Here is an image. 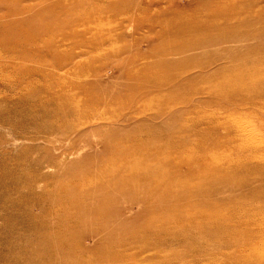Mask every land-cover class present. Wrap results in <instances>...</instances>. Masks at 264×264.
<instances>
[{
  "label": "rangeland",
  "instance_id": "rangeland-1",
  "mask_svg": "<svg viewBox=\"0 0 264 264\" xmlns=\"http://www.w3.org/2000/svg\"><path fill=\"white\" fill-rule=\"evenodd\" d=\"M252 1L0 0V264H264Z\"/></svg>",
  "mask_w": 264,
  "mask_h": 264
},
{
  "label": "bare ground",
  "instance_id": "bare-ground-1",
  "mask_svg": "<svg viewBox=\"0 0 264 264\" xmlns=\"http://www.w3.org/2000/svg\"><path fill=\"white\" fill-rule=\"evenodd\" d=\"M68 1H70V0H63V2H68ZM78 1V0H77ZM250 1V4L249 3H243V4H241V6H242V8H243V10H240V9H237L236 11H235V15H234V18H236V21H237V23H238V25H239V27H241L242 26V22H240L239 21V18L240 17H242V18H245L246 16L245 15H247V16H249V12L251 11V9L250 10H248L250 7H251V4L253 3V1L252 0H249ZM73 3H75V2H73ZM244 13H245V15H244ZM100 20H99V23H97L98 24V27L100 26H103L104 24L102 23L103 22V20L104 19H106L105 17H104V19H103V16H101L100 17V15L99 16H97ZM26 40V39H25Z\"/></svg>",
  "mask_w": 264,
  "mask_h": 264
}]
</instances>
